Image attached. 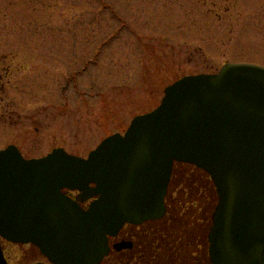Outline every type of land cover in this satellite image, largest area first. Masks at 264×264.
<instances>
[{"label": "water", "instance_id": "water-1", "mask_svg": "<svg viewBox=\"0 0 264 264\" xmlns=\"http://www.w3.org/2000/svg\"><path fill=\"white\" fill-rule=\"evenodd\" d=\"M175 163L215 186L211 262L264 264V67L251 63L176 80L84 159L63 148L30 159L1 149L0 241L36 246L49 264H100L125 224L164 215Z\"/></svg>", "mask_w": 264, "mask_h": 264}, {"label": "rangeland", "instance_id": "rangeland-1", "mask_svg": "<svg viewBox=\"0 0 264 264\" xmlns=\"http://www.w3.org/2000/svg\"><path fill=\"white\" fill-rule=\"evenodd\" d=\"M228 62L264 67V0H0V150L84 158Z\"/></svg>", "mask_w": 264, "mask_h": 264}, {"label": "flooded vegetation", "instance_id": "flooded-vegetation-1", "mask_svg": "<svg viewBox=\"0 0 264 264\" xmlns=\"http://www.w3.org/2000/svg\"><path fill=\"white\" fill-rule=\"evenodd\" d=\"M66 194L72 199L79 195L78 192ZM207 194L210 201L206 200ZM91 201L79 204L87 209ZM216 203L215 189L204 172L189 164H174L164 215L138 226L125 224L115 237L108 239L109 254L101 264L106 261H111L110 264H213L208 236ZM0 245L7 264L10 262L8 250L18 253L19 264L46 262L36 246L5 240ZM171 246L174 247L171 249Z\"/></svg>", "mask_w": 264, "mask_h": 264}, {"label": "trees", "instance_id": "trees-1", "mask_svg": "<svg viewBox=\"0 0 264 264\" xmlns=\"http://www.w3.org/2000/svg\"><path fill=\"white\" fill-rule=\"evenodd\" d=\"M109 260H111V259H109ZM110 262H111V261H106L104 264H110Z\"/></svg>", "mask_w": 264, "mask_h": 264}]
</instances>
